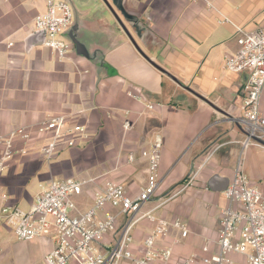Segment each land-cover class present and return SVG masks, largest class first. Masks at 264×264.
Segmentation results:
<instances>
[{"label": "crops", "instance_id": "0c3cea01", "mask_svg": "<svg viewBox=\"0 0 264 264\" xmlns=\"http://www.w3.org/2000/svg\"><path fill=\"white\" fill-rule=\"evenodd\" d=\"M108 1L143 53L181 85L137 51L102 0H71L74 35L82 48L72 42L62 59L44 46L45 33L33 23L36 14L45 12L46 0H0V136L54 115L81 123L87 132L50 163L36 151L11 159L0 177V209L6 194V203L28 210L41 184L68 177L88 181L73 196L78 212L92 205L94 189L107 181L122 184L134 197L147 178L148 160L141 151L158 135L159 185L142 210L172 195L154 213L179 219L188 229L173 256H189L205 243L213 252L226 205L224 190L236 166L264 192V147L241 150L244 134L235 120L242 114L244 75L224 67L225 55L237 49L234 27L217 23L215 12L197 0ZM216 5L247 30L264 26V0H217ZM129 90L153 108L130 97ZM260 112L264 117V90ZM2 220L0 212V236L3 231L4 240L12 242L6 249L0 246V264H40L54 245L52 237L18 240ZM152 227L147 219L134 227L136 255ZM178 236L172 230L165 241Z\"/></svg>", "mask_w": 264, "mask_h": 264}, {"label": "built area", "instance_id": "2783aa9c", "mask_svg": "<svg viewBox=\"0 0 264 264\" xmlns=\"http://www.w3.org/2000/svg\"><path fill=\"white\" fill-rule=\"evenodd\" d=\"M197 1L215 12L217 23H230L234 27L237 49L225 55L224 67L244 75L240 85L242 114L235 119L244 134L241 150L249 145L264 147V117L260 112L264 90V26L247 30L225 15L216 5L217 0ZM33 23L45 33L44 46L58 58H64L71 49V42L64 36L73 23L70 3L46 0L45 12L36 14ZM127 94L143 100L140 93L129 90ZM142 102L147 109L154 106ZM129 126L125 123V128ZM86 136L85 126L73 123L65 115L14 127L0 136V177L14 157L36 151L50 163L59 150L79 144ZM36 140L39 143L33 147ZM160 147L161 139L156 135L151 147L141 151L148 160L147 178L134 197L122 184L107 181L94 189L92 205L78 212L72 197L80 194L88 181L68 177L41 184L28 210L6 203L7 195L2 194L1 215L18 240L52 237L54 245L40 264H264V192L249 181L239 164L224 190L226 205L219 219L216 250L210 251L205 243L189 256H173L174 246L186 237L188 229L179 219L168 220L154 213L172 195H162L155 208L142 210L159 185ZM133 159L130 153L128 160ZM108 206L116 211L105 210ZM142 219L152 222L153 227L142 240V253L136 255L133 229ZM172 230L178 231L179 236L165 241Z\"/></svg>", "mask_w": 264, "mask_h": 264}, {"label": "water", "instance_id": "95a60500", "mask_svg": "<svg viewBox=\"0 0 264 264\" xmlns=\"http://www.w3.org/2000/svg\"><path fill=\"white\" fill-rule=\"evenodd\" d=\"M70 5H71V0H67ZM106 6L108 7V9L111 11V13L114 15L115 19L117 20V22L119 23V25L121 26V28L123 29V31L126 33V35L128 36V38L130 39L131 43H133V45L135 46V48L137 49V51H139V53L149 62L151 63L155 68H157L159 71L163 72L164 74H166L167 76H169L173 81H175L177 84L181 85L180 81H178V79L176 77H174L173 75H171L170 73H168L163 67H161L160 65H158L157 63H155L151 58H149L148 56H146L143 51L140 49V47L138 46V44L135 42V40L133 39V37L131 36L130 32L128 31V29L126 28V26L123 24L122 20L120 19V17L118 16L117 12L115 11V9L113 8V6L111 5V3L108 0H102ZM113 5L116 3L115 0H112ZM116 5V4H115ZM72 8V6H71ZM120 11H122V9H119ZM73 11V9H72ZM74 30H75V26L72 25L65 31L64 36L66 37V39H68L71 43L73 42L76 45L77 49L82 48L81 43L77 40V38L74 35ZM183 88H185L186 90L192 92L193 94H195L196 96L199 97L198 94H196L192 89H190L187 86H182ZM204 101H206L208 104H210L212 107H214L215 109H217L218 111L222 112L223 114L227 113L223 110L218 109L216 106H214L210 101L204 99Z\"/></svg>", "mask_w": 264, "mask_h": 264}, {"label": "rangeland", "instance_id": "374dc122", "mask_svg": "<svg viewBox=\"0 0 264 264\" xmlns=\"http://www.w3.org/2000/svg\"><path fill=\"white\" fill-rule=\"evenodd\" d=\"M74 202H77L76 197H72ZM3 223H5L4 219L2 220ZM6 224V223H5ZM8 225V224H7ZM9 226V225H8ZM10 227V226H9ZM5 237V233L3 231H1V236H0V246L2 247V249H6L8 247V245L12 242V241H6L4 240ZM16 239V238H15Z\"/></svg>", "mask_w": 264, "mask_h": 264}]
</instances>
